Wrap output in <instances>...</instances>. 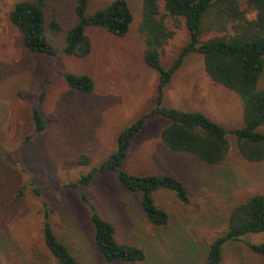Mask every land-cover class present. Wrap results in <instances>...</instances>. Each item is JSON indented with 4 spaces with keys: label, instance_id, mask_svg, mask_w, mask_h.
Masks as SVG:
<instances>
[{
    "label": "rangeland",
    "instance_id": "1",
    "mask_svg": "<svg viewBox=\"0 0 264 264\" xmlns=\"http://www.w3.org/2000/svg\"><path fill=\"white\" fill-rule=\"evenodd\" d=\"M16 1L0 0V264H57L43 244L44 208L56 239L78 264H206L209 245L227 228L232 209L253 195L264 196V163L244 161L232 136L226 158L215 166L171 153L159 143L169 122L154 115L146 119L120 169L170 176L187 188V203L168 190L153 193L154 203L168 215L165 227L146 221L139 194L124 189L116 172H96L87 186L71 187L115 151L121 130L156 108L158 76L144 61L154 49L141 42L137 31L143 0H125L133 16L127 36L87 28L91 51L83 59L63 54L62 35L50 34L47 26L54 55L26 50L6 19ZM112 1L89 0L88 12ZM237 3L245 17L254 12ZM74 6L75 0H49L46 21L54 15L62 29H69L76 23ZM214 13L202 18L201 41L222 28L224 22H217ZM168 19L173 34L158 50L164 68L188 36L183 18ZM67 73L89 76L90 93L70 89L63 79ZM258 86L264 87V75ZM33 107L49 121L39 133L34 132ZM160 107L202 113L227 130L243 125L238 97L211 83L197 53L188 54L174 72ZM82 196L113 226L120 245L142 251L143 261L106 262L99 256ZM263 243L264 231L229 241L221 248L220 264H264V256L251 249Z\"/></svg>",
    "mask_w": 264,
    "mask_h": 264
},
{
    "label": "trees",
    "instance_id": "2",
    "mask_svg": "<svg viewBox=\"0 0 264 264\" xmlns=\"http://www.w3.org/2000/svg\"><path fill=\"white\" fill-rule=\"evenodd\" d=\"M48 1L17 0L6 13V19L18 32L23 47L36 55H54L46 26L50 34L62 35L63 54L83 59L91 51V43L85 33L87 28H100L108 35L123 38L130 32L133 23L131 10L125 0H113L105 7L96 8L90 13L89 0H75L76 23L64 30L54 15H50L46 21ZM237 1H142L141 20L139 19L137 31L140 33L141 42L154 49L145 54L144 61L158 76L156 108L149 115L121 130L115 140V151L103 160L98 169L82 176L71 187L87 186L96 172H116L117 180L124 189L139 194L140 208L146 221L155 227H165L168 215L154 203L153 193L157 190H168L181 203H187V188L170 176H137L120 169L133 140L145 128L146 119L154 115L163 116L169 122L160 134L159 143L171 153H186L205 165L215 166L226 158L229 151L228 136H232L236 141L237 152L244 161L251 164L264 163V87L258 86L264 75V0H240L249 10L255 12V19L252 20L245 17V12L239 8ZM212 9L215 11V20L224 23L222 28L215 31L213 38L201 41L202 18ZM172 17L185 20L188 36L172 63L164 68L159 60L158 50L172 37L173 32L168 24V18ZM190 53L202 56L204 72L212 84L221 86L238 97L242 107V127L227 130L202 113L160 107L164 90L172 75ZM63 79L77 94H88L93 88L91 78L85 74L67 73ZM31 119L36 133L43 131L49 123L35 107L32 108ZM81 199L90 211L89 221L93 226V240L99 256L106 262L143 261L142 251L134 246L120 245L115 239L113 226L101 219L84 196ZM42 212V239L49 254L57 264H78L66 247L56 239L47 220L49 210L44 208ZM262 231L264 196L256 194L232 209L227 228L209 245L206 264H220L221 248L225 243ZM251 249L264 256V243L251 246Z\"/></svg>",
    "mask_w": 264,
    "mask_h": 264
},
{
    "label": "clouds",
    "instance_id": "3",
    "mask_svg": "<svg viewBox=\"0 0 264 264\" xmlns=\"http://www.w3.org/2000/svg\"><path fill=\"white\" fill-rule=\"evenodd\" d=\"M248 19H255V12H253L251 15H249L248 17H246Z\"/></svg>",
    "mask_w": 264,
    "mask_h": 264
}]
</instances>
